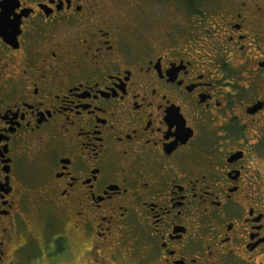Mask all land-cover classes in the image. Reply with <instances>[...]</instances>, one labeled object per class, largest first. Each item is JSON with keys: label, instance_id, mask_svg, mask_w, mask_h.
Masks as SVG:
<instances>
[{"label": "flooded vegetation", "instance_id": "1", "mask_svg": "<svg viewBox=\"0 0 264 264\" xmlns=\"http://www.w3.org/2000/svg\"><path fill=\"white\" fill-rule=\"evenodd\" d=\"M0 264H264V0H0Z\"/></svg>", "mask_w": 264, "mask_h": 264}]
</instances>
